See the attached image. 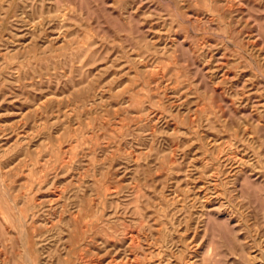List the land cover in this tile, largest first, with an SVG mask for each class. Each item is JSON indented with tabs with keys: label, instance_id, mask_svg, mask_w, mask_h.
I'll list each match as a JSON object with an SVG mask.
<instances>
[{
	"label": "rangeland",
	"instance_id": "1",
	"mask_svg": "<svg viewBox=\"0 0 264 264\" xmlns=\"http://www.w3.org/2000/svg\"><path fill=\"white\" fill-rule=\"evenodd\" d=\"M0 264H264V0H0Z\"/></svg>",
	"mask_w": 264,
	"mask_h": 264
},
{
	"label": "bare ground",
	"instance_id": "2",
	"mask_svg": "<svg viewBox=\"0 0 264 264\" xmlns=\"http://www.w3.org/2000/svg\"><path fill=\"white\" fill-rule=\"evenodd\" d=\"M26 257V256H25ZM28 260V259H27Z\"/></svg>",
	"mask_w": 264,
	"mask_h": 264
}]
</instances>
